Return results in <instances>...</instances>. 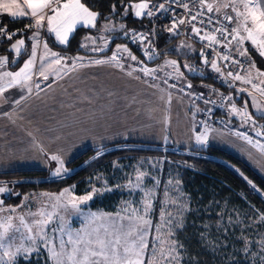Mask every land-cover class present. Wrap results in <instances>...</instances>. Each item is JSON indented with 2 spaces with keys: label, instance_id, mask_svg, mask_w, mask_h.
Instances as JSON below:
<instances>
[{
  "label": "rangeland",
  "instance_id": "374dc122",
  "mask_svg": "<svg viewBox=\"0 0 264 264\" xmlns=\"http://www.w3.org/2000/svg\"><path fill=\"white\" fill-rule=\"evenodd\" d=\"M226 11L235 16V13H232L231 9H227ZM88 37L96 41L95 45L91 44L92 47H102L106 42H109L108 36H104L103 34ZM117 45L130 47V45L125 43ZM171 46L174 47L180 55L192 56L191 60L194 58L196 60L194 59L191 61L184 58L181 59L182 61L175 60L177 61V66L175 68L173 66V68H168L166 70L167 73L158 71L159 68L157 66L154 67L153 69L157 70L156 76L158 79H153L154 81L152 83L155 88H165V100L162 98L158 99L155 95L134 96V98L129 99L126 104L127 118L126 121L123 122V124L127 126V130L125 131L130 134L131 138H134L133 140L151 145V148L159 151L161 155L156 157L135 158L129 154H122L117 157L114 156L113 158L110 157V155L107 156L110 158L102 159L103 157L101 156L110 154L113 150L121 152L134 148L131 146H119L100 150V152L84 161L81 166L71 171L68 170L67 174L60 177L55 176V168L57 167L49 168L47 171L50 179H58L69 176L76 170L91 167L88 175L79 182V186L70 185L62 188L57 193L27 191L16 206L4 204L0 206V224H3L5 227L11 224V227L7 230L5 239L0 241V243L4 245V247L0 248V264H9L10 261H12L13 264H18L20 259L29 260L26 259L28 256H31L35 260H41L44 256H47L51 264H56V261L49 256L48 249L45 248V241H51L48 247H55L56 250L59 251L60 242L63 240L66 244L65 252L68 253L72 248V245L67 244L69 235L75 238L77 233L81 236L92 233L93 236L89 238H94V235L98 233L103 237L104 229L106 228L112 231L114 225L117 227H126L130 223L128 216L133 214L134 209L138 210L140 215H144V205L146 201L151 203V208L148 210L146 218L151 219L153 222V227L149 228L148 235L146 236L149 249L146 250L145 255L148 259H151L150 251L152 248H155L157 250V255H159L162 241L165 242L164 246L167 247V243L172 239L167 235L169 231L175 232V239L177 240V233L182 231L185 226L201 223L203 231H206L208 235L217 234L218 231L223 234L233 233L235 227L238 228V230L241 227V231L247 229L244 243L246 241L252 242L249 245V251L252 255H244L243 245L241 250L242 255L245 256V262L247 264H264V258H262L260 254L262 242H264V221L261 220V216L256 212L250 211L251 214L245 215L246 221L239 222V227L238 219L232 220L230 218L232 216L227 214L228 210L223 208V206L219 208V210H221L219 213L215 210V207H218L216 204L202 206L201 201L198 199L200 197L197 198L199 200L198 202L192 199L190 195L184 191V186L181 182L182 171L189 170L193 172L194 169L184 163L180 158L165 155L166 153H177V155L185 153L180 152V146H184L185 142L189 141V138L186 137L188 121L193 125V123H198V121L201 120L198 124V127L201 128L197 129L201 132L208 131L206 125L208 124L210 126V123L204 118L202 112L204 110H209V113L214 114L218 111H222L225 115V123L228 119L229 125H233V123L230 122L234 116H237V120L233 125L234 130L227 124L222 127L212 124L215 131L213 130L211 132L213 136L209 138V141L207 133L202 134L206 140L204 144L216 146L223 150H229L232 154L239 157L244 162H247L248 165L250 164L255 167L259 174L264 177V151L261 149V146H264V132L260 126L261 123L257 122L256 127L251 126V122L248 121L247 117L244 115L245 112L249 113L244 103L240 106L233 99L231 102L225 100L223 104L220 103L218 97H220L222 93H224L226 97L231 96L230 94L218 92L214 87L208 84L194 83L188 79L190 75L201 76L208 71L209 77H211L213 81L233 89L236 93H240L241 91H239V89L243 88V86L246 87L243 88V92L249 93L247 88L252 90L251 94L256 97L262 109H264V94H261L258 90V88L264 85L260 83L262 79L264 80V77L258 76V78H252L258 88H253L252 85L244 84L241 81H237V84H229V86H227L225 81L216 80L217 78L215 79L214 73L209 66L202 64L197 57L198 50L191 42L179 38L174 41ZM242 47L244 48V45H242ZM89 48L88 45V49ZM115 51L116 45L113 47L109 56L111 57L112 53ZM131 52L133 53L132 50ZM122 55L127 56V53H122ZM134 55L144 60L142 64L138 63L139 66H147V61L157 57L149 59L138 51H136ZM168 61L173 60L168 59L165 60L164 63ZM185 65L190 67H185ZM181 66L183 67V73H181L186 76L190 84L192 83V87L190 89L187 88V92L184 94L186 95L185 97L173 94L175 95V99H180L184 109L179 107V102L178 105H175V100L168 102L171 93L167 91L171 90L168 88L169 85L164 83L167 79L168 81L176 80L181 86L186 84V81L180 80L177 75ZM246 69H249V65ZM238 74L247 76L245 69ZM181 78L184 79L183 76H181ZM129 88L133 89V87ZM172 89L179 93L185 91V89L184 91H180L179 86L172 87ZM213 89L215 91H212ZM190 93L193 95H190ZM199 93H204L205 98L210 102L206 104L203 99H196V95ZM233 104H235L237 111L232 110ZM255 104L257 105V102ZM122 107H124V103H122ZM257 108L259 107L257 106ZM227 110L233 111L234 114H230ZM185 113L187 117H183ZM253 114L262 115L263 113L254 110ZM257 133L260 134L257 135ZM244 136H248L252 140V143L244 139ZM253 136H256V140L257 138L260 140L256 141ZM140 174H143V176L137 186V176ZM0 185L9 187V191L13 193L11 195L0 194V199L4 200L10 196L18 195V191L15 189L14 185L11 186V184L7 182H0ZM106 188L110 190H105ZM94 189H100V194H94ZM61 193H64V195L61 196ZM89 193H93V198L90 201H86L84 204H80L79 211L73 210L70 206L65 207L66 203L70 201L72 197H80ZM25 196L28 197L27 200L24 199ZM106 199L114 200L111 206H109L110 210H105V208L99 206V204L103 203ZM10 209H14V211H10ZM162 209L166 214L164 221L160 219V211ZM248 209L249 208H247V210ZM233 210L230 211L232 212ZM169 213L173 221L172 225L165 222L168 219ZM214 213H216L217 216V223L210 218ZM93 214H95V219H92ZM21 217L24 219V224L32 227L33 231L31 235L35 238V244L39 246L38 250L33 253L24 251H21L19 254L16 253V249L21 247V245H23V248H33V241L28 239L29 233L24 224L20 222ZM37 221L43 222V228H41V225L38 224ZM133 222H135V217ZM156 224H160L161 226L159 234L154 230ZM177 224H182L183 227H176ZM198 228L199 226L197 224L196 229ZM0 232H3L2 228H0ZM226 246L227 244L225 242L220 244L222 249ZM233 248L235 247L233 246ZM5 250L12 252L14 255L11 257L5 256ZM177 255L179 264H183L185 254L182 247L179 249ZM77 256L78 258H82L80 253H78ZM92 259H95V257ZM62 260L63 264H68L66 255L62 257ZM234 263L240 264V260L236 258Z\"/></svg>",
  "mask_w": 264,
  "mask_h": 264
},
{
  "label": "snow or ice",
  "instance_id": "6c2138e0",
  "mask_svg": "<svg viewBox=\"0 0 264 264\" xmlns=\"http://www.w3.org/2000/svg\"><path fill=\"white\" fill-rule=\"evenodd\" d=\"M26 6V10H25ZM174 8H182L187 16H181L180 13L174 11ZM131 9L135 10L136 17H153L154 14L157 17L171 12L172 18L167 22L164 30L175 35L179 36V25H185L186 20L190 26L191 34L198 37L200 42L207 41V45L202 47H207L210 52L201 51L199 56L202 58V62L207 65L210 63L211 69L216 73H221V68L217 65L216 59L211 57V52H217L216 45L222 46L226 51L218 52V55L221 59L225 61L231 60L232 64L242 67V61L235 58L232 54L236 53L240 57H246L249 60V67H255L254 61L251 60L249 49L243 48L245 40L250 41L253 46H255L261 57H264V3L262 0H220V2L214 8L212 3H206V0H168V6L165 5L164 0L155 4H150L147 0L141 3H131V4H121L118 6L112 4L110 6V13L108 16H104L101 12L92 10L90 5L86 6L85 3H82L81 0H23L21 4L20 0H0V12L6 13L7 16L11 17L13 21L18 18L31 17V21L25 25L29 30L35 29L33 35L28 39L32 40V51L31 58L23 64V67L20 68L17 72L6 71L0 75V79L4 77L9 78L8 84L3 87H0V96L4 92L12 88L15 85H21L20 91L21 96L19 99L15 100V104H19L21 100L25 97L23 95L24 85L28 80L32 78V68L36 61V49L39 43L38 37L40 36V30L45 27V22L47 26V32L55 34L56 40L61 45H67L69 43V34L73 33L76 29L77 24L83 25L85 28H97L98 18L105 21L112 19L113 15H119L122 11L125 15L129 13ZM206 9V11H205ZM231 9L232 13H235V16L231 15L228 11H224L222 16L217 15L212 17L207 15L208 13H213L214 11L220 13L221 10ZM50 11L51 14H48ZM204 26L197 27L196 23ZM235 23V27L229 28L225 25ZM219 25V26H217ZM210 29V30H205ZM105 31H115V29L109 24H104ZM120 30L123 32L125 37H128L132 43H139L144 49V56L149 59L152 58V55L155 54V49L151 47L153 41L150 39L152 32L144 33L143 31L131 30L125 28L124 24H120ZM203 31V35L201 32ZM23 30H13L4 24L0 23V39L6 40L11 43V50H14L16 53H20L21 49L25 46V39L19 38L18 33H22ZM219 33V39L216 35L213 34ZM230 37V39H229ZM91 39L90 37H85V42H82L80 47L85 48L86 50L91 51H103L108 48V43L106 42L102 47H93L88 49L87 40ZM14 41V42H13ZM233 42L235 45L233 46ZM92 44L95 45L96 41L93 39ZM147 44V47H145ZM45 50L44 56H41V64L39 69V75L43 77L44 80H48V75L46 74L47 69L45 68L44 61L47 60L48 67H51L53 64L61 66H71L75 67V61H83L84 57H76L71 65H68L67 57L61 56L56 52L50 51L48 44L45 42L43 44ZM122 53H127V57H124ZM51 57V59H48ZM123 59H130L136 63L142 64L143 61L139 60L136 55L130 52L129 48L126 46L116 45V51L112 53L110 60L117 61L118 66L123 69L125 65L119 63ZM62 61L64 62L62 65ZM107 61L103 59L95 60V63L98 65H103ZM9 63V58L7 56L0 55V68H3L6 64ZM167 64L177 66V61H168ZM185 67H190L185 65ZM145 76H151L152 79H158L156 76V69L143 68ZM245 71H248L245 69ZM257 72L260 77H264V71L257 69ZM222 74V73H221ZM228 77H232L236 81H241L244 84H252L253 88H258V86L253 83L251 73L249 72L247 76H241L239 74H234L232 71L227 73ZM167 82V81H165ZM260 83L264 84V80H261ZM176 87V85H171ZM35 87L37 89L41 88L40 83H36ZM186 88H191L190 83L180 87V91H184ZM261 94H264V88H258ZM212 91H215L214 89ZM239 91L243 92L244 89L241 88ZM27 92L31 94L32 88L27 87ZM190 95H193L190 93ZM251 95V93H249ZM196 99H203L207 104L210 101L205 98L204 93H199L196 95ZM226 99L231 102L232 97H226ZM170 102V101H169ZM245 107L248 105V101H245ZM233 111H237L235 104L232 105ZM264 111V109L260 110ZM247 117V120L251 122L252 127H256L257 119L253 118L252 114L247 112L244 113ZM264 118V117H262ZM260 133H257L259 135ZM243 135V134H239ZM249 143H252V140L248 136H244ZM197 143L204 144L206 143L205 138L202 135L196 137ZM262 151H264V146H261ZM42 150V149H41ZM50 160L56 161L60 167L55 168V176L60 177L68 173V169L64 167V161L58 155H52L49 157ZM143 174L137 176V186L139 185ZM247 179V178H245ZM252 186L253 190L259 191L256 188V185L252 181H248ZM110 190V189H105ZM67 191V190H65ZM0 194L11 195L12 192L9 191V187L0 185ZM94 194L99 195L100 189H94ZM61 196L64 193L60 194ZM93 198V193H89L80 197H72L68 201L65 207H71L75 211H79V205L84 204L86 201H90ZM25 200L28 199L27 196L24 197ZM4 204V201L0 199V206ZM151 208L150 202H145L144 205V215H140L138 210L134 209L133 214L128 216L129 225L126 227H117L113 226L112 231H109L107 228L104 229V236L102 237L98 233L92 237V233L86 234V236H81L79 233L76 234L75 238L69 235L67 244L72 245L71 251L66 253L65 248L66 244L61 240L59 245V251L55 247H48L51 241H45V248L48 249V254L51 259L56 261V264H63L62 257L67 256L68 264H179V259L177 253L182 245L175 239V232L169 231L167 233L168 237L172 238L170 242L167 243V247L162 245L159 249V255H157V250L152 248L150 251L151 259H148L145 255L146 250L149 249V244L146 242V236L148 235L149 228L153 227V222L151 219L146 218L148 210ZM14 211V209H10ZM165 212L163 209L160 211V219L164 221ZM135 217V222H133ZM95 214L92 215V219H95ZM50 219V217H49ZM261 220L264 221V216L261 217ZM21 224H24V219L21 217ZM169 225L173 224L170 213L168 214V219L165 221ZM38 224L43 228V222L37 221ZM27 232L29 233L28 239L33 241V248H23L21 247L16 249V253L19 254L21 251L27 253H33L38 250V245L35 244V238L31 235L33 229L32 227L24 224ZM11 227V224H8L5 227L3 224H0V228L3 229V232H0V241L5 239L8 228ZM160 224L154 226V230L157 234L160 232ZM176 227H183L182 224H177ZM131 238V239H129ZM251 241H246L244 243V255L250 256L252 253L249 251V245ZM4 247L0 243V248ZM122 249V251H121ZM80 253L82 258H78L77 254ZM262 258H264V242H262L261 252ZM5 256H13L14 254L8 250L4 251ZM95 257V259H92ZM31 256L26 257V259H31ZM9 264H13L12 261Z\"/></svg>",
  "mask_w": 264,
  "mask_h": 264
},
{
  "label": "crops",
  "instance_id": "0c3cea01",
  "mask_svg": "<svg viewBox=\"0 0 264 264\" xmlns=\"http://www.w3.org/2000/svg\"><path fill=\"white\" fill-rule=\"evenodd\" d=\"M20 2L22 4L23 0H20ZM141 2H144V0H135L133 3ZM147 2L149 1L147 0ZM219 2L220 0L208 1V3L213 4L214 8ZM262 3H264V0H262ZM224 11L226 10L222 9L219 14H223ZM48 14H51L50 11ZM131 14L134 18L140 19V17L135 16L134 9H131ZM0 20L6 23L17 21L29 23L31 17L18 18L13 21L6 13L0 12ZM233 24L235 27L236 24ZM77 28L85 27L77 24ZM73 33L69 34V39ZM43 34L50 37L56 44L61 45L56 40L54 33L50 34L47 32L45 22V27L40 30V36L38 37L39 43L36 49V61L32 68V78L24 85L23 95L25 98L19 104L14 103L22 94L20 91L21 85H15L7 89L0 96V172L25 169L46 170L47 167L49 169L60 166L56 161L49 159L52 155H58L65 165L75 158L76 155L78 156L88 149H100L106 145L121 142H139L133 140L134 138H131L130 134L125 131L127 126L123 122L127 118V102L134 96L139 95H155L158 99L162 98L163 100L166 97L164 95V92H166L165 88H155L152 83L154 81L152 77L145 76L142 69H153L157 66L159 68L158 71L167 73L166 70L168 68H173L164 63L168 59L148 66H139L138 63L130 59H123L119 61L125 65L121 69L117 61L110 60V54L102 56L78 53L63 54L49 47L50 51L67 57L68 65H71L78 56L84 57V59L83 61L76 60L75 67L55 64L48 67L47 60L44 61L47 69L46 74L49 77L48 80H44L39 75L40 58L45 54ZM91 41L92 39L86 41L90 47L89 49L93 48ZM246 42L256 50L250 41L245 40L243 45ZM31 51L32 48L27 58L16 68L11 69L9 63L0 68V75L6 71H19L23 64L31 58ZM85 51L86 53H101L105 50L91 51L85 49ZM48 59H51V57ZM97 59H103L107 62L103 65H98L95 63ZM63 63L62 61V65ZM182 71L183 68L181 66L177 74L180 80L186 81V84L190 83L186 76L182 74ZM249 72L252 78H258L259 75L255 67H249L246 74L248 75ZM8 82L9 78L7 77L0 79V87L5 86ZM37 82L41 85L40 89L35 87ZM164 83L169 85L168 82ZM27 87L32 88L31 94L27 92ZM129 87H133V89ZM262 87L264 88V85ZM168 88L172 91H167L171 93L168 102L175 100V105H178L179 102V107L184 109L180 99H175L174 94L182 97L186 95L175 91L170 85ZM247 99L251 104V108L253 105L252 110L262 112L264 116V111H260L262 107L256 97L248 94ZM256 102L257 105L255 104ZM122 103H124V107H122ZM227 112L234 114L233 111L227 110ZM183 117H187V114L185 113ZM221 117L225 119L224 114ZM236 120L237 116H234L230 123L234 125ZM225 124L229 125L228 119ZM233 125L230 124L229 127L234 130ZM206 126L208 131L201 132L199 130L201 127H198V123H193L192 125L188 121L186 137L189 138V141H184V146H180V148L189 150L193 147L212 146L200 144L196 141V137L203 133H207L208 141L213 136L211 133L214 130L213 126L208 124ZM224 150L230 152L229 150ZM245 163L247 164V162ZM249 167L264 180V177L259 174L255 167L252 165Z\"/></svg>",
  "mask_w": 264,
  "mask_h": 264
},
{
  "label": "trees",
  "instance_id": "16d2710c",
  "mask_svg": "<svg viewBox=\"0 0 264 264\" xmlns=\"http://www.w3.org/2000/svg\"><path fill=\"white\" fill-rule=\"evenodd\" d=\"M86 6L90 5L92 10L101 12L104 16H108L110 13V6L116 4H131L135 0H81ZM14 24L9 25V28L13 30L22 29V33H18L19 38L25 39V46L22 48L21 54L17 57L7 52L8 46L11 44L6 40L0 43V55L7 56L9 58V66L11 69L19 66L23 60L27 58L32 48V40L28 39L33 35L35 29L29 30L25 27L28 22H12ZM109 23L115 31H105L104 24ZM123 23L126 29H144L147 31L152 30L151 22L147 17L140 19L134 18L131 14V10L127 15L122 11L119 15H113L112 19L105 21L98 18L97 28H77L69 39L67 45L61 46L51 40L50 37L43 34V41L48 44L49 47L63 53V54H84V55H108L111 53L113 47L117 44L125 43L121 38L122 31L120 30V24ZM164 26L157 23L155 25V40L154 45L157 49V57L153 60L147 61L146 65L155 64L165 59L178 60L188 59L191 60L192 56L180 55L174 47L171 45L179 39L172 36L169 32L164 30ZM152 32V31H151ZM103 34L108 36V48L104 52H88L85 48L80 47L82 42H85V37L98 36ZM14 42V41H13ZM127 44V43H125ZM128 45V44H127ZM244 48L249 49L251 60L255 63V68L260 71H264V58L261 57L257 51L246 42ZM136 53V50L132 46L129 47ZM196 57V56H194ZM198 57V56H197ZM139 60L144 61L138 56ZM195 59V58H194ZM192 59L191 61H193ZM196 60V59H195ZM183 68V67H182ZM208 71L204 75L194 76L190 75L188 79L194 83L208 84L214 87L218 92H226L230 94L233 100L238 105H243L245 101H248L247 96L243 93H236L233 89L226 86H222L220 83L215 82L209 77ZM245 104V103H244ZM247 110L258 123H261V128L264 132V116L253 114L251 104L248 101ZM222 111L214 113V116L221 117ZM222 118V117H221ZM119 146H131L134 147L129 150L119 152L113 150L110 154L103 155L101 157L110 158L114 156H120L122 154H129L135 158L140 157H156L161 155L157 150L152 149L151 145L140 142H121L111 145H106L100 149H88L71 161L65 164V167L71 171L86 161L91 156L100 152L103 149L115 148ZM156 146V145H154ZM150 147V148H147ZM183 154L177 155V153H166V156L180 158L184 163L194 169L193 172L189 170H183L181 174V182L184 186V191L190 195L192 199L200 200L202 206L216 204L215 207L217 213L221 212L219 208L223 206L228 210L227 214L232 220L238 219L239 222H245V215L251 214L250 211L256 212L261 217L264 216V180L244 161L232 153L213 146L206 147H193L191 149H180ZM111 155V156H110ZM110 156V157H107ZM100 157V158H101ZM91 167L76 170L69 176H64L58 179H50L48 176V169H25L16 170L10 172H0V182H7L11 186H15L18 191L17 196H10L5 198L4 205L16 206L21 197L27 191H45L50 193H57L62 188L77 185L88 175ZM247 178V179H245ZM252 181L256 185L259 191L253 190L248 181ZM200 197V198H198ZM199 200H198V199ZM114 200H105L100 203L99 206L110 210ZM247 208H249L247 210ZM234 209V210H233ZM230 210H233L232 212ZM217 223L216 213L210 217ZM199 226L196 229V226ZM194 223L191 226H185L182 231L177 233V241L184 250L185 260L183 264H236L235 259L240 260V264H247L245 262V256L242 255V246L244 245V238L247 229L241 231L240 223L238 224L240 229L235 227L233 233H218L214 235H208L206 231H203L201 223ZM221 232V231H220ZM219 240V241H217ZM225 242L227 246L222 249L220 244ZM233 246L235 248H233ZM236 255V257H235ZM228 262V263H227ZM18 264H51L49 258L44 256L41 260H35L31 258L29 260L18 261Z\"/></svg>",
  "mask_w": 264,
  "mask_h": 264
},
{
  "label": "built area",
  "instance_id": "2783aa9c",
  "mask_svg": "<svg viewBox=\"0 0 264 264\" xmlns=\"http://www.w3.org/2000/svg\"><path fill=\"white\" fill-rule=\"evenodd\" d=\"M148 1H149L150 4H155V3L160 2V0H148ZM208 1H210V0H206V3H208ZM61 2H64V0H61ZM185 2H188V0H185ZM164 3H165L166 6H168V0H164ZM174 11L180 13L181 16H187L188 15L187 13H185L183 11L182 8H174ZM205 11H206V9H205ZM207 15L212 16V17H216L217 15H221L222 16V14H219V13H217L215 11L213 13H208ZM147 18L149 19V21L151 22V25H152V30H151L152 31V35L150 36V39L153 41V44L151 45V47L155 49V54L152 55V58H154V57L157 56V53H158L157 52V49H156V47L154 45V40H155V34H154L155 25L157 23H159V24H161V25H163L165 27L167 25V22L169 20H171L172 14H171V12H169V13H166V14L161 15L159 17H157V15L154 14L153 17H150V18L147 17ZM0 23L4 24L7 27H9V25H11V24H14V23H6V22H4L2 20H0ZM192 23H196L197 27L204 28V26L198 24L195 21H193ZM224 23L229 28L234 27V24L233 23L232 24H227L226 21ZM217 26H219V25H217ZM128 30L129 31H131V30L143 31L146 34L150 32V31H147V30H144V29H135V28H129ZM178 30H179V33H180L179 36H175V35H173L171 33L170 34L172 36H174V37H178V38L184 39V40H186L188 42H191L193 45H195L196 48H197V50H198V58L202 62V58L199 56V53L201 51L210 52V50L207 47H202V44L203 45H207L208 42L207 41L200 42L199 39H198V37H196L195 35L191 34L190 26H189L187 20H186L185 25H179L178 26ZM205 30H210V29H205ZM213 34L216 35L218 39L220 38L219 37V33L213 32ZM201 35H203V31L201 32ZM121 38L124 40L125 43H127L130 46H132L139 53L143 54L144 49L141 47V45L139 43H132L131 40L128 37H125V35L123 34V32L121 34ZM229 39H230V37H229ZM1 41H3V39H0V43H1ZM234 45H235V42H233V46ZM145 47H147V44H145ZM215 47L217 48V52H211L210 54H211V57H213V58L216 59L217 65L221 68V73H222V74L221 73H216L212 69V71L214 73V76H215V79L217 78L216 80L225 81L227 83V86H229V84L230 85L237 84V81L234 80L232 77H228L227 76V73L229 71H232L234 74H238L242 70L246 69L248 67V65H249L248 58H246V57H240L238 54L233 53L232 55L235 58H237V59H239V60L242 61L243 66L242 67H238L237 65L232 64L231 63V60L225 61V60H223V59L220 58V56L218 55V52H225L226 51L222 46L216 45ZM202 64L205 65L203 62H202ZM207 66H209L211 68L210 63L207 64ZM165 81H167L170 86L175 84L176 86L181 87V85L176 80L168 81L166 79ZM253 83H255V82L253 81ZM250 85H252V84H250ZM171 88H172V86H171ZM243 88H246V87L243 86ZM247 90H248L249 93H252V90H250L249 88H247ZM186 92H187V88L185 87V91L184 92H181V93L185 94ZM240 93H242V92H240ZM240 93H238V94H240ZM249 93L243 92V94H245L246 96ZM218 98H219V101H220L221 104H223L225 102V100L227 101L226 95L224 93H222L220 95V97H218ZM193 104H195V103H193ZM202 113H203L204 118L210 123V125L216 124L217 126H223L225 124V120L223 118H221L219 116H214L213 114L209 113V110H204ZM200 114H201V111H200ZM200 121H198V124H199ZM203 124H204V122H203ZM253 137L255 138L256 136H253ZM255 140H256V138H255ZM257 140H260V139L257 138Z\"/></svg>",
  "mask_w": 264,
  "mask_h": 264
},
{
  "label": "water",
  "instance_id": "95a60500",
  "mask_svg": "<svg viewBox=\"0 0 264 264\" xmlns=\"http://www.w3.org/2000/svg\"><path fill=\"white\" fill-rule=\"evenodd\" d=\"M7 52L10 53V54H12L15 57H17V56H19L21 54V51H20V53H16L14 50H11V44L8 46Z\"/></svg>",
  "mask_w": 264,
  "mask_h": 264
}]
</instances>
